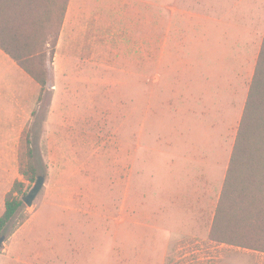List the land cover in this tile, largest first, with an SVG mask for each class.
<instances>
[{"label": "rangeland", "instance_id": "374dc122", "mask_svg": "<svg viewBox=\"0 0 264 264\" xmlns=\"http://www.w3.org/2000/svg\"><path fill=\"white\" fill-rule=\"evenodd\" d=\"M62 2L32 41L46 84L22 149L0 161V215L15 180L21 200L44 183L8 223L0 264H264L207 238L236 127L204 126L224 52L202 29L233 41L263 26L264 0H66L61 17Z\"/></svg>", "mask_w": 264, "mask_h": 264}, {"label": "trees", "instance_id": "16d2710c", "mask_svg": "<svg viewBox=\"0 0 264 264\" xmlns=\"http://www.w3.org/2000/svg\"><path fill=\"white\" fill-rule=\"evenodd\" d=\"M62 1L55 7L61 17L66 0ZM49 12V0H0V48L40 85V92L46 84L41 64L44 50L32 45V41ZM55 42L56 39L51 43V55ZM31 60H35L34 66ZM30 62L34 69L29 66ZM23 134L24 130L20 150L24 145ZM25 143L26 160L22 161L23 157L18 156L19 171L26 179L32 180L33 176L28 172H34L32 148L30 140ZM23 185V182L15 180L4 196L0 236L22 205L17 194L22 192ZM25 218L18 221V225ZM207 238L217 244L264 252V37Z\"/></svg>", "mask_w": 264, "mask_h": 264}, {"label": "crops", "instance_id": "0c3cea01", "mask_svg": "<svg viewBox=\"0 0 264 264\" xmlns=\"http://www.w3.org/2000/svg\"><path fill=\"white\" fill-rule=\"evenodd\" d=\"M209 19L205 23L210 21ZM260 22L263 26L257 28L240 29L236 26L238 32L233 41L229 39L228 28L220 30L217 25L202 28L205 33V43L218 46L224 52L213 57L215 63L220 65V72L212 74L209 78L213 89L211 98L213 110L208 123L207 120L205 121L206 128L209 126L215 129H227L235 125L237 130L264 37V17ZM243 32L247 33L246 37L242 36ZM251 48L255 49L252 55L249 54ZM241 64L250 65L248 74L238 68ZM40 91V85L0 48V161L8 159L19 150L22 131L32 117ZM207 100L208 98H205L203 104L208 106ZM213 165L214 169L219 168L216 164ZM227 165L223 168L224 176ZM222 183L223 180L217 183L219 194Z\"/></svg>", "mask_w": 264, "mask_h": 264}, {"label": "water", "instance_id": "95a60500", "mask_svg": "<svg viewBox=\"0 0 264 264\" xmlns=\"http://www.w3.org/2000/svg\"><path fill=\"white\" fill-rule=\"evenodd\" d=\"M44 183V176L39 175L37 176L34 185L32 186V188L29 190V192H27L23 197L22 200L27 204V205H31L33 200L36 198L37 194L39 193V191L41 190L42 186ZM5 236L1 235L0 236V245L2 244V242L4 241Z\"/></svg>", "mask_w": 264, "mask_h": 264}]
</instances>
